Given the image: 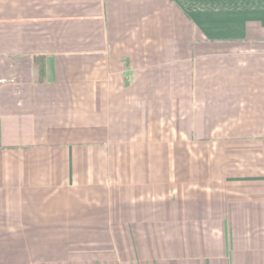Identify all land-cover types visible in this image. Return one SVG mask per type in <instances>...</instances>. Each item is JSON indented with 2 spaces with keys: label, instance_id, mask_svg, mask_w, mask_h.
Wrapping results in <instances>:
<instances>
[{
  "label": "crops",
  "instance_id": "1",
  "mask_svg": "<svg viewBox=\"0 0 264 264\" xmlns=\"http://www.w3.org/2000/svg\"><path fill=\"white\" fill-rule=\"evenodd\" d=\"M0 264H264V0H0Z\"/></svg>",
  "mask_w": 264,
  "mask_h": 264
},
{
  "label": "trees",
  "instance_id": "2",
  "mask_svg": "<svg viewBox=\"0 0 264 264\" xmlns=\"http://www.w3.org/2000/svg\"><path fill=\"white\" fill-rule=\"evenodd\" d=\"M41 59H35V66L37 68L38 74L39 76H41V74L43 73V64L40 61Z\"/></svg>",
  "mask_w": 264,
  "mask_h": 264
}]
</instances>
